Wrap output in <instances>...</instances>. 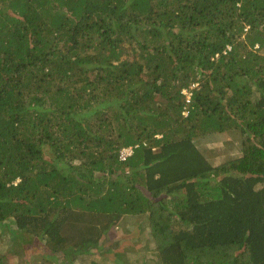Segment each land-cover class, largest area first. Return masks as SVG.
<instances>
[{
    "label": "trees",
    "instance_id": "16d2710c",
    "mask_svg": "<svg viewBox=\"0 0 264 264\" xmlns=\"http://www.w3.org/2000/svg\"><path fill=\"white\" fill-rule=\"evenodd\" d=\"M128 217L161 264H264V0H0V240L83 264Z\"/></svg>",
    "mask_w": 264,
    "mask_h": 264
},
{
    "label": "rangeland",
    "instance_id": "374dc122",
    "mask_svg": "<svg viewBox=\"0 0 264 264\" xmlns=\"http://www.w3.org/2000/svg\"><path fill=\"white\" fill-rule=\"evenodd\" d=\"M236 133L238 132L209 134L199 137L196 144L212 163L219 164L226 159L237 156V154L239 155L240 143ZM146 225L141 218H125L109 234V243L104 249H110V252L106 253L101 250V253H95L87 259L79 260L83 264H161L155 245L150 241L149 229L146 228ZM120 234L123 235L121 239H130L131 241L129 244L123 243L119 248L120 253L116 254L113 252L114 242L119 239L118 235ZM2 236L0 240V264H54V259L60 262L59 259H63L65 256L64 254L45 255L41 249L42 243L28 234H26L28 239L35 240L28 241L23 238V241L19 242L9 238L8 233H4ZM76 264H78V260Z\"/></svg>",
    "mask_w": 264,
    "mask_h": 264
},
{
    "label": "built area",
    "instance_id": "2783aa9c",
    "mask_svg": "<svg viewBox=\"0 0 264 264\" xmlns=\"http://www.w3.org/2000/svg\"><path fill=\"white\" fill-rule=\"evenodd\" d=\"M132 153H133L132 148L123 149V150L121 151V157H122L123 159H125V158H127L128 156L132 155Z\"/></svg>",
    "mask_w": 264,
    "mask_h": 264
},
{
    "label": "clouds",
    "instance_id": "9594fccd",
    "mask_svg": "<svg viewBox=\"0 0 264 264\" xmlns=\"http://www.w3.org/2000/svg\"><path fill=\"white\" fill-rule=\"evenodd\" d=\"M187 95V94H186ZM187 96H189V95H187Z\"/></svg>",
    "mask_w": 264,
    "mask_h": 264
}]
</instances>
